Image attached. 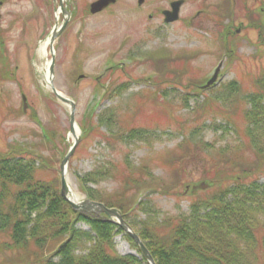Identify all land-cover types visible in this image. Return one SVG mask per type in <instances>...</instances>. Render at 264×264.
Segmentation results:
<instances>
[{
	"label": "rangeland",
	"instance_id": "374dc122",
	"mask_svg": "<svg viewBox=\"0 0 264 264\" xmlns=\"http://www.w3.org/2000/svg\"><path fill=\"white\" fill-rule=\"evenodd\" d=\"M91 1L70 0L68 8L75 12L72 11L51 50L47 44L45 51H41L40 43L49 37L55 22L59 24L62 20L59 0H6L0 5V38L6 48L9 68L17 78V82L0 81V150H6L12 142L26 145L36 154L56 159L55 168L59 169L62 176L57 161L60 156L58 149L66 154L76 139L77 143L67 161L65 178L69 188L80 199L85 196V190L90 188L94 192H103L105 198L118 192L123 197L128 176L125 169L127 164L137 166L139 178L149 168L150 174L156 176L153 180L158 187L155 186L156 189L146 195H141V191L134 193L136 198L140 197L147 203L134 212L130 211L128 219L141 225L142 220L157 216L156 222L166 226L167 221L172 220L177 213L189 212L190 203L196 200L195 197H205L218 186L225 188L233 185L221 177L213 182L205 180L214 163L210 156L204 155L212 154L208 148L193 150L184 160L178 159V163H165L172 158L170 152L181 144L179 141L185 137L192 141L203 139L202 142L210 143L216 150L227 144H242L245 140L226 121V115L215 107L207 105L202 111L199 109L203 106L200 102L202 97L199 94L195 96L193 89H190L194 83L192 73L185 70L186 74L178 76L173 73V66L169 65L164 72V64L160 69V80L174 82V85L163 81L158 97L155 87L145 83L142 78L155 74L154 66L147 62L136 63L129 54L133 51L141 55L160 46L175 53L182 49L199 50L201 56L189 62V69L199 68L196 77L209 74L211 68L218 65L215 87L234 79L244 80L242 82L248 88L247 74L264 75V34L255 28L257 20L264 26V0H184L178 11L179 17L173 23L165 22L162 13V10L169 9L170 0H143L141 4H138L139 0H118L102 12L89 14L86 7ZM246 7L252 11L248 17ZM219 15L228 24V36L232 38L238 35L239 39L235 45H238L237 48L230 44L232 50L237 49V52L234 54L235 59L229 61L228 68L224 67L225 59L220 60L215 53L217 35L222 28ZM250 23L253 28L249 27ZM256 50L261 55L254 58L252 55ZM51 55L55 61L50 74L49 65L47 69L45 65ZM118 62H121L123 69L118 67L113 72V68L105 70ZM75 70H80L84 75L82 79L75 80L78 75L74 77ZM45 72L49 82L44 78ZM97 76L100 77L98 80ZM114 83H127L125 92L118 94L120 89L115 94L109 90L117 86ZM50 84L74 101V118L79 129L75 136L77 138H73L70 133L69 105L52 94ZM97 87L99 90H96ZM207 91L212 95L219 94L212 88ZM135 93L144 94L145 99L132 98ZM22 95L25 96V111L22 108ZM241 99L239 97L237 100ZM167 101L171 105H167ZM242 103L239 104L244 106ZM229 106V109H224L230 110L233 104ZM93 107L95 111L89 120L99 125V129L93 130L82 140L80 127L84 124L85 114ZM232 119L239 129L244 128V122L238 117L236 109ZM40 125L56 130L65 142L58 139L56 147L51 150L41 135ZM139 129L147 131L142 134V138L141 131L134 133ZM130 130L134 131L130 133ZM174 167H180V181L167 194L158 191L157 188L170 180L168 177ZM220 174L218 171L217 176ZM253 178L250 180L264 184V172L255 174ZM131 179L132 175L127 184ZM201 182L211 186L191 192L192 186ZM130 193L125 192V196L129 198ZM260 219L264 222V217ZM113 220L118 222L115 217ZM76 227L82 231L89 230L84 222H78ZM151 229L159 236L166 235L168 230L157 224ZM259 236L263 237L264 231H260ZM114 243L120 255L130 251L135 253L124 234H115ZM78 244L82 246L76 247V253L89 251V242L82 240ZM126 247H129V252L125 250ZM261 253L259 244L257 254L253 259L251 257L252 264H261Z\"/></svg>",
	"mask_w": 264,
	"mask_h": 264
},
{
	"label": "trees",
	"instance_id": "16d2710c",
	"mask_svg": "<svg viewBox=\"0 0 264 264\" xmlns=\"http://www.w3.org/2000/svg\"><path fill=\"white\" fill-rule=\"evenodd\" d=\"M227 13H230L229 9ZM221 21L219 15V23ZM257 21L255 28L264 34V26ZM250 27H253L252 24ZM226 39L222 46L228 61H233L236 49L233 51L230 44L236 45L237 35L235 37L233 35L232 38L228 36ZM5 53L6 48L3 47L0 38V81H15V72L9 68ZM197 53L186 49L177 53L163 49L150 52L149 56L145 54L147 56L141 63L153 65L156 75L153 78H142L145 83L155 87L157 91L155 94L158 93L156 95L159 97L160 86L164 81L160 80L162 78L160 69L166 64L163 67L164 72L169 65L173 66V73L178 76L185 73V70L192 73L194 83L190 89H193L195 94L201 93L199 86L202 81L195 76L198 68L189 69V62L196 59ZM116 69L118 66L113 71ZM248 78L253 91L249 92L245 88L246 93H242L241 100L244 106L249 107L242 106V101L236 98L231 99L230 104L233 106L227 111L225 109H229V105L227 108L220 99L206 97L203 106L199 108L202 111L207 105L215 107L217 111L226 115V120L234 125L235 132L240 133L245 141L239 145H228L214 150L210 143L192 144L188 139H184L170 152L172 158L165 161L168 164L178 163V159L184 160L191 151L208 148L212 154L204 155L210 156L214 163L205 180L213 182L221 177L220 179L224 178L227 183L231 182L229 185H233L225 188L218 186L205 197H195L196 200L191 202L190 214H178L172 217V220H168L166 226L164 223L156 222L157 216L142 220L141 225L129 220L156 264H252L251 257L253 259L257 254L259 244L262 250V258L259 260L264 264V236H259V232L264 231V222L260 219L261 216L264 217V184L250 180L255 179L253 178L255 174L264 172V137L260 138L248 129H239L232 119L236 109L238 117L245 125L255 130L260 129V133L264 135V76L253 74ZM138 79L140 78H136ZM126 84L114 83L117 86L109 90L117 93ZM228 88L232 94L239 91L235 81L229 83ZM133 98L141 101L145 99L144 94L135 95ZM240 102L242 104H239ZM186 103L184 104L187 105ZM166 104L171 105L169 102ZM200 115L199 113L198 116ZM91 116L92 112L81 125L82 140L93 130L99 129V125L90 122ZM40 129L46 146L51 150L56 147L55 142L58 139L65 142L62 135L53 128L40 125ZM58 152L59 164L65 152L62 149H58ZM55 161L56 159L50 156L36 154L30 151L28 146L16 142L8 144L6 150H0V264H148L128 234H124L125 238L131 247L142 255L141 259L131 254L117 253L113 237L123 231L115 223L71 209L60 194V174L59 169L55 168ZM179 168H172L168 177L170 180L165 182L166 185L163 183L161 188H157L158 191L166 194L171 192L172 187L180 181ZM125 169L128 176L122 192L124 198L120 196L121 192L108 198H105L103 192H94L92 189H86L85 193L87 197L98 200L108 207L117 208L128 220L130 210L134 212L141 208V202L136 201L134 193L150 192L158 185L157 182L155 184L149 168L141 178L138 177L137 166L131 167L127 164ZM218 171L222 174L217 176ZM46 175L49 177L46 178ZM131 175L133 179L127 184ZM127 191L131 192L129 198L125 196ZM78 222L89 224L95 235L78 229L76 227ZM156 224L165 230L168 229L167 234L159 236L154 233L151 227ZM82 240L90 243L89 251L76 253L75 249L82 246L78 244Z\"/></svg>",
	"mask_w": 264,
	"mask_h": 264
},
{
	"label": "water",
	"instance_id": "95a60500",
	"mask_svg": "<svg viewBox=\"0 0 264 264\" xmlns=\"http://www.w3.org/2000/svg\"><path fill=\"white\" fill-rule=\"evenodd\" d=\"M113 1L114 0H98L97 2L92 4L91 12L94 13V12H97L99 10H102L108 4L112 3ZM139 1H140L139 3L143 2V0H139ZM181 4H182L181 1L173 2L171 4L172 10L163 11V14L165 16V20L167 22L175 21L178 18V11H179V7H180ZM63 13L68 15V13L65 10H63ZM67 20H68V18L65 17L63 22L61 24H59V25H56L54 27V29L52 30V34H51V37H50V40H49V42H50V50L52 48V44H53V41H54L55 37L65 27V25L67 23ZM52 62H53V57H52ZM52 71H53L52 70V66H50V74L52 73ZM215 77H216V75L212 78V80L209 83H212L214 81ZM51 91L56 96L57 99H59L63 103H67L69 105V109H70V112H69V116H70V120H69V122H70V133L73 134L75 126H76L75 118H74V112H75V110H74V105H75L74 102L70 98L60 94L59 91L56 88H54L52 85H51ZM23 100L25 101V97L24 96H23ZM24 107H25V104H24ZM75 136H74V138H77ZM73 142L74 143L70 146L69 152L64 156V158H63V160L61 162V165H60L61 171H62L61 190L60 191H61L62 196L66 200L69 201V203L71 204L73 210H75V211H80V212H82L84 214H94V215H97L99 213H104V214H106L109 217V219L111 217H116L119 220V222H120L119 223L120 227L123 228L124 230H127L130 233V235L132 236L134 241L140 246L141 250L143 251L145 257L150 262V264H155L153 258L151 257L150 253L145 248L143 243L140 241L139 237L134 232L131 231L130 227L123 221V219L118 214L116 209H109V208H106L102 203L93 202V201H89V200H84V201H82L80 203L74 202L69 197L70 191H69V188H68V185H67V182H66L65 171H66V165H67L68 158L71 155V153L73 152L74 147H75V145L77 143V140L74 139Z\"/></svg>",
	"mask_w": 264,
	"mask_h": 264
},
{
	"label": "bare ground",
	"instance_id": "6f19581e",
	"mask_svg": "<svg viewBox=\"0 0 264 264\" xmlns=\"http://www.w3.org/2000/svg\"><path fill=\"white\" fill-rule=\"evenodd\" d=\"M48 39H49V38H47L46 40H44V41H42V42L40 43V49H41V51H45V50H46L47 43H48ZM48 65H49V60H48V62H47L46 65H45V68H46V69L48 68ZM44 78H45L46 81L49 82V76H48L47 72L44 73ZM59 93L62 94V95H64L62 92H59ZM78 130H79L78 127H75V129H74V133H73L71 136L74 137L75 135H77ZM69 191H70V193H69V197H70L74 202H79V201L82 199V198L80 199V197L78 196V194H77L76 192L72 191V189L69 188ZM125 250H126L127 252L130 251L129 247H126Z\"/></svg>",
	"mask_w": 264,
	"mask_h": 264
},
{
	"label": "flooded vegetation",
	"instance_id": "af4514ba",
	"mask_svg": "<svg viewBox=\"0 0 264 264\" xmlns=\"http://www.w3.org/2000/svg\"><path fill=\"white\" fill-rule=\"evenodd\" d=\"M71 5V4H70ZM72 10V9H71Z\"/></svg>",
	"mask_w": 264,
	"mask_h": 264
}]
</instances>
